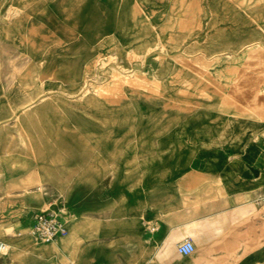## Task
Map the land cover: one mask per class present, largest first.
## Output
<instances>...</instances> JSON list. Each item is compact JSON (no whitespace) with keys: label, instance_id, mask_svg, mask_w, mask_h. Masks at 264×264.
<instances>
[{"label":"rangeland","instance_id":"rangeland-1","mask_svg":"<svg viewBox=\"0 0 264 264\" xmlns=\"http://www.w3.org/2000/svg\"><path fill=\"white\" fill-rule=\"evenodd\" d=\"M51 1L0 0V166L25 176L0 197L12 246L0 264L68 263L16 231L49 210L67 214L68 235L111 241L118 264L141 262L157 227L148 208L168 209L162 199L210 159L228 121L264 126V0H122L104 40H34L19 20Z\"/></svg>","mask_w":264,"mask_h":264},{"label":"crops","instance_id":"crops-1","mask_svg":"<svg viewBox=\"0 0 264 264\" xmlns=\"http://www.w3.org/2000/svg\"><path fill=\"white\" fill-rule=\"evenodd\" d=\"M131 2L124 7H133L136 0ZM44 5L42 12L19 20L20 26L30 25L34 40L90 42L104 40L117 30L120 24L117 11L123 3L122 0H53ZM252 121L255 119L228 121L213 139L216 147L211 149L210 159L183 173L178 192L162 199L168 209L158 215L148 208V222H157V227L153 226L152 241H147L146 256L141 262L137 257L131 264H176L171 253L186 239L196 248L194 264L200 260H203L201 264H264V126ZM0 170L3 174L0 185L4 188L0 197H7L12 186L24 183L25 176L11 172L5 165ZM184 180L191 182L183 185ZM258 198L263 205L258 203ZM21 209L20 203L8 204L6 208L10 215ZM37 213L20 216L16 231H30ZM77 230L74 227L68 239L64 237L48 244L55 246L47 250L35 248V251L43 253L58 248L64 252L67 264H118L116 259L108 258L112 253L111 241L88 239ZM168 243L171 249L165 251ZM9 246L11 249L10 243ZM6 257L9 256L2 258Z\"/></svg>","mask_w":264,"mask_h":264},{"label":"built area","instance_id":"built-area-1","mask_svg":"<svg viewBox=\"0 0 264 264\" xmlns=\"http://www.w3.org/2000/svg\"><path fill=\"white\" fill-rule=\"evenodd\" d=\"M69 233L67 214L61 211H42L33 216L30 226V235L37 244H50L56 242ZM19 233L17 236L20 237ZM10 246L4 240H0V256H7ZM196 251L194 243L186 239L178 245V252L184 257L192 256Z\"/></svg>","mask_w":264,"mask_h":264},{"label":"bare ground","instance_id":"bare-ground-1","mask_svg":"<svg viewBox=\"0 0 264 264\" xmlns=\"http://www.w3.org/2000/svg\"><path fill=\"white\" fill-rule=\"evenodd\" d=\"M118 75V74H117ZM113 77H115V76H113ZM116 78V77H115ZM112 79V78H111ZM115 80V79H114ZM116 80H117V78H116ZM113 81V80H112ZM111 81V82H112ZM114 82V81H113ZM108 84V83H107ZM218 179V178H217ZM219 180V179H218ZM7 230V229H6ZM27 242V241H26ZM184 242V241H183ZM44 245V244H43ZM262 245V244H261ZM51 246H55L54 244H51V245H46L45 244V246L43 247V249L42 250H47L49 247H51ZM209 262V261H208Z\"/></svg>","mask_w":264,"mask_h":264}]
</instances>
